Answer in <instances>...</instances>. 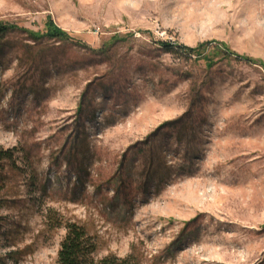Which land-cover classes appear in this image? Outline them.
Listing matches in <instances>:
<instances>
[{
	"label": "rangeland",
	"instance_id": "374dc122",
	"mask_svg": "<svg viewBox=\"0 0 264 264\" xmlns=\"http://www.w3.org/2000/svg\"><path fill=\"white\" fill-rule=\"evenodd\" d=\"M0 24L4 264H58L59 223L96 260L264 264V0H0Z\"/></svg>",
	"mask_w": 264,
	"mask_h": 264
},
{
	"label": "trees",
	"instance_id": "16d2710c",
	"mask_svg": "<svg viewBox=\"0 0 264 264\" xmlns=\"http://www.w3.org/2000/svg\"><path fill=\"white\" fill-rule=\"evenodd\" d=\"M13 30L14 28L12 27L0 24V41ZM45 36L60 40L68 39V35L54 27L51 22H48L45 26ZM160 45L168 53H173V47L171 45L164 43H161ZM202 47L203 45H199L194 49L182 46L178 48L183 50L182 53L186 56L194 55L198 59L201 57L202 59H206L207 64L210 65V61H208L203 55ZM215 49H217V46ZM12 157L11 151H3L0 149V161H9ZM53 227H63L65 230L64 238L62 239L57 252L58 264H138L133 255H129L123 259L114 255H107L96 260L93 257V254L96 251V242L92 237L88 236L83 227L75 223H59L55 224ZM0 264H4L2 260H0Z\"/></svg>",
	"mask_w": 264,
	"mask_h": 264
}]
</instances>
